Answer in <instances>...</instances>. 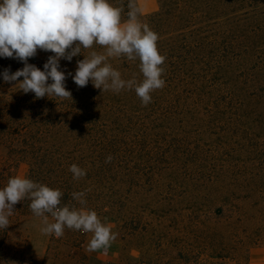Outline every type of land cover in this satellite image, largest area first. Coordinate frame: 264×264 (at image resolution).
<instances>
[{
	"label": "rangeland",
	"instance_id": "rangeland-1",
	"mask_svg": "<svg viewBox=\"0 0 264 264\" xmlns=\"http://www.w3.org/2000/svg\"><path fill=\"white\" fill-rule=\"evenodd\" d=\"M134 2L167 58L152 102L66 79L85 128L120 150L93 209L117 239L88 252L92 233L45 236L41 218L23 216L0 229V264H261L264 0H169L166 14L159 0ZM49 56L38 49L28 62L43 70ZM75 59L60 70L74 75L84 56ZM108 62L125 80L143 79L139 60ZM26 172L20 164L13 176Z\"/></svg>",
	"mask_w": 264,
	"mask_h": 264
},
{
	"label": "clouds",
	"instance_id": "clouds-1",
	"mask_svg": "<svg viewBox=\"0 0 264 264\" xmlns=\"http://www.w3.org/2000/svg\"><path fill=\"white\" fill-rule=\"evenodd\" d=\"M127 9V19H122L124 7L113 6L109 0H0V57L15 59L24 65L15 72L5 68L0 75L5 83L16 82L19 90L34 93L36 99L46 96L71 99L65 84L70 76L78 88L86 87L91 81L102 92L134 91L142 106H147L152 102L151 94L165 86L162 65L167 58L158 49V34L139 21L134 0H128ZM94 45L104 51L93 50ZM38 49L54 54L47 58L43 70L28 62L37 55ZM85 50H90L87 56L83 54ZM79 55L84 59L77 60L74 75L60 70L61 59L71 62ZM113 57L130 62L139 60L143 79L138 81L135 76L123 79L121 72L108 62ZM112 159L108 155L105 163H111ZM69 171L77 181L87 175L77 164H72ZM63 195L60 189L26 177L9 178L0 189V229L9 226L14 206L28 199L34 216L41 218L42 235L59 238L65 228L92 233L86 250L107 252L117 233L94 210L86 207V191L71 193L79 208L62 205Z\"/></svg>",
	"mask_w": 264,
	"mask_h": 264
},
{
	"label": "trees",
	"instance_id": "trees-1",
	"mask_svg": "<svg viewBox=\"0 0 264 264\" xmlns=\"http://www.w3.org/2000/svg\"><path fill=\"white\" fill-rule=\"evenodd\" d=\"M168 1L159 0L162 14L168 10ZM127 4L128 0H124L122 19H127ZM63 61L66 60L61 59L60 63ZM73 61L76 62L75 57ZM23 66L15 59L0 57V74L5 68L10 67L15 72ZM65 84L67 87L69 82ZM73 97L65 100L47 96L36 99L34 93H23L16 82L5 83L0 75V189L13 177L15 169L24 164L27 167L26 178L64 193L62 205L79 208L71 193L86 191V207L102 209L96 206H100L99 190L108 171L105 159L112 155L113 161L120 150L100 144L101 136L85 128L88 126L84 121L86 114L80 108L75 109ZM72 164L85 169L87 175L78 181L73 180L69 171ZM30 202L28 199L18 202L9 221L23 216L36 217L30 210Z\"/></svg>",
	"mask_w": 264,
	"mask_h": 264
},
{
	"label": "crops",
	"instance_id": "crops-1",
	"mask_svg": "<svg viewBox=\"0 0 264 264\" xmlns=\"http://www.w3.org/2000/svg\"><path fill=\"white\" fill-rule=\"evenodd\" d=\"M249 264H256V263L254 262V259L250 258ZM261 264H264V258L261 259Z\"/></svg>",
	"mask_w": 264,
	"mask_h": 264
}]
</instances>
